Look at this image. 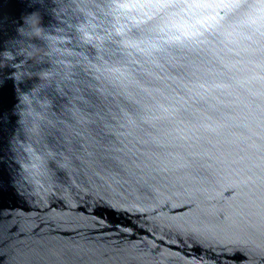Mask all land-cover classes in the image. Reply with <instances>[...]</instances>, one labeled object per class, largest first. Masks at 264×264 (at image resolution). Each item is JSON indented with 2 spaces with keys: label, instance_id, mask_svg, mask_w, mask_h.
Masks as SVG:
<instances>
[{
  "label": "water",
  "instance_id": "water-1",
  "mask_svg": "<svg viewBox=\"0 0 264 264\" xmlns=\"http://www.w3.org/2000/svg\"><path fill=\"white\" fill-rule=\"evenodd\" d=\"M0 264H264V3L0 0Z\"/></svg>",
  "mask_w": 264,
  "mask_h": 264
},
{
  "label": "clouds",
  "instance_id": "clouds-1",
  "mask_svg": "<svg viewBox=\"0 0 264 264\" xmlns=\"http://www.w3.org/2000/svg\"><path fill=\"white\" fill-rule=\"evenodd\" d=\"M262 3H264V0H261Z\"/></svg>",
  "mask_w": 264,
  "mask_h": 264
}]
</instances>
